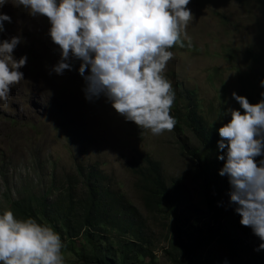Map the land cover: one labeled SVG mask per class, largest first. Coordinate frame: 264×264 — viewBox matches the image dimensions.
I'll use <instances>...</instances> for the list:
<instances>
[{"label":"rangeland","instance_id":"rangeland-1","mask_svg":"<svg viewBox=\"0 0 264 264\" xmlns=\"http://www.w3.org/2000/svg\"><path fill=\"white\" fill-rule=\"evenodd\" d=\"M187 7L193 13L185 29L191 47L174 45L164 74L172 82L175 100L196 104L207 122L219 127L223 108L239 107L231 98L233 91L249 103L259 99L258 81L264 77V0H190ZM0 11L12 18V23L4 24L0 39L22 34L26 43L13 54L16 58L27 54L25 66L19 69L24 80L10 90L7 106L0 104V212L29 196L55 201L69 184L75 198L82 196L77 169L95 166L106 187L137 210L154 264H170V243L177 239L173 221L165 212L144 207L130 164L144 156L158 162L166 185H176L180 193L179 225L193 219L204 227L214 225L204 204L207 166L196 156L200 146L196 136L180 122L171 132L154 136L125 122L103 97L86 102L82 78L75 70L78 61L72 71L49 74L59 53L47 35L46 19L32 18L11 4ZM206 240L202 239L198 255L235 260L225 245L206 246ZM247 240L242 259H253L260 252L253 251L259 241ZM63 244L65 263L74 262L76 256ZM179 258L184 254L179 253Z\"/></svg>","mask_w":264,"mask_h":264},{"label":"clouds","instance_id":"clouds-1","mask_svg":"<svg viewBox=\"0 0 264 264\" xmlns=\"http://www.w3.org/2000/svg\"><path fill=\"white\" fill-rule=\"evenodd\" d=\"M190 0H0L23 8L32 18H45L47 35L59 58L49 74L63 75L75 63L86 102L103 97L125 122L158 136L171 132L175 100L165 69L174 45L191 47L185 29L193 21ZM12 18L0 11V34ZM26 43L22 34L0 39V104L7 106L10 90L24 80L19 69L27 54L14 57ZM256 103L235 91L238 108L224 107L217 120L218 175L228 184V204L239 224L250 229L264 250V77ZM225 103V102H224ZM224 117H228L225 121ZM216 121V122H217ZM259 158V159H257ZM58 232L33 217L0 212V264H65ZM223 264H227L225 260Z\"/></svg>","mask_w":264,"mask_h":264},{"label":"trees","instance_id":"trees-1","mask_svg":"<svg viewBox=\"0 0 264 264\" xmlns=\"http://www.w3.org/2000/svg\"><path fill=\"white\" fill-rule=\"evenodd\" d=\"M183 102L174 100L170 112H174L176 122L191 130L200 143L195 153L207 166L202 188L204 204L214 225H198V219L179 225L180 193L176 185H166L158 162L144 156L130 164L144 207L148 211L165 212L173 221V238L177 239L170 243L173 251L170 264H223L225 260L197 254L203 250L202 239H208L206 246L212 242L225 245L228 254L235 258L233 262L226 260L227 264H264V250L253 259H242L248 248L247 239L259 240L249 228L239 224V216L228 204L227 180L218 175L222 162L216 159L217 127L207 122L196 104ZM77 175L84 189L82 196L75 198L69 184L67 191L55 201L29 196L12 202L9 209L17 218L33 217L58 232L76 256L74 262L65 264H154L149 237L137 210L121 194L106 187L95 166L78 167ZM179 253L184 254L183 259Z\"/></svg>","mask_w":264,"mask_h":264}]
</instances>
